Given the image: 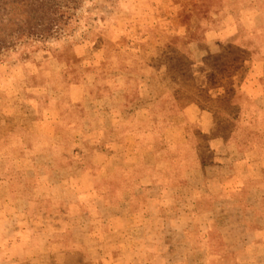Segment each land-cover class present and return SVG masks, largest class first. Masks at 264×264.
<instances>
[{
    "label": "crops",
    "instance_id": "obj_1",
    "mask_svg": "<svg viewBox=\"0 0 264 264\" xmlns=\"http://www.w3.org/2000/svg\"><path fill=\"white\" fill-rule=\"evenodd\" d=\"M254 14L229 15L201 45L224 44L242 23L257 34ZM254 50L231 80L262 119L264 48ZM213 53L191 66L192 91L172 84L181 91L171 103L125 81L96 96L61 80L4 83L24 77L18 69L0 76V264H240L239 238L253 241L242 250L264 249V155L242 146L249 132L216 131L214 111L196 101L224 94L210 78Z\"/></svg>",
    "mask_w": 264,
    "mask_h": 264
},
{
    "label": "rangeland",
    "instance_id": "obj_2",
    "mask_svg": "<svg viewBox=\"0 0 264 264\" xmlns=\"http://www.w3.org/2000/svg\"><path fill=\"white\" fill-rule=\"evenodd\" d=\"M247 3L248 0H240L234 7H230L229 0H73L69 6L59 4L68 15L54 28L55 33L3 52L0 76H11L12 67L19 69L35 62L45 66L42 82L54 84L61 80L63 84L80 86L79 92L86 87L93 95L103 96L107 95L110 84L125 81L135 87L139 85L138 93L150 94L152 100L165 94L171 103L181 91L172 84L192 91L194 54L200 57L204 49L215 52L214 48L197 46V43L208 31L226 30L229 15L245 18L254 11L253 26L249 28L257 34L248 38L247 25L239 24L235 35L224 41L225 54L208 56L211 76L216 81L227 80L245 60L258 59L259 52L254 48H264V0L257 1L255 10L246 9ZM259 18L263 22L261 31L257 30ZM235 100L252 134L239 138L242 146L256 147L259 155H264L259 151L264 150V122L253 120L252 114L256 111L251 99L237 94ZM3 104L0 101L1 107ZM216 218L221 227L225 220L219 213ZM242 242L252 244L253 241L243 237L237 240L240 264H258L254 258L264 254V249H252L249 244L242 250ZM214 252L216 256L227 255L223 247ZM223 259L219 260L231 264L235 258Z\"/></svg>",
    "mask_w": 264,
    "mask_h": 264
},
{
    "label": "trees",
    "instance_id": "obj_3",
    "mask_svg": "<svg viewBox=\"0 0 264 264\" xmlns=\"http://www.w3.org/2000/svg\"><path fill=\"white\" fill-rule=\"evenodd\" d=\"M72 2L73 0H0V55L29 41L36 42L52 36L55 33L54 28L58 27V23L68 15L66 11L61 10L59 4L69 6ZM202 42L203 40L197 44L201 45ZM216 45L214 47L216 48V55L222 56L225 54L224 44L218 43ZM194 58L195 60L191 65L200 61V57H195V54ZM44 67V65L40 66L35 62L22 65L19 69L12 67L13 70H20L24 77L18 80H6L4 83L13 81L12 83L15 84L25 81L27 85L36 88L38 83L42 82L41 78L44 74L42 68ZM210 78L211 80L215 79L213 82L216 87L224 88L222 98L217 100V103H214L210 97L205 95L203 98L196 99V101L203 103L214 111L216 131L249 132L247 130V121L239 112V107L235 100L237 91L231 78L224 81H216V78L213 79L211 75ZM191 87H194L193 77ZM183 105L184 102L182 101L178 104L179 107ZM168 112L170 111H166L162 106H159L158 110L154 111L157 115H164ZM262 115L264 116V114ZM253 120L260 123L264 122V118ZM219 241L218 239L217 242Z\"/></svg>",
    "mask_w": 264,
    "mask_h": 264
}]
</instances>
